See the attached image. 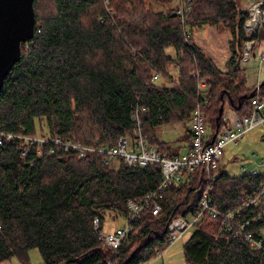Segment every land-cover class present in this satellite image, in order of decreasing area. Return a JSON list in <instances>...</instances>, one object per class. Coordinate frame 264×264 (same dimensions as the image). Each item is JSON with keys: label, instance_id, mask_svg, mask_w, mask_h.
I'll return each instance as SVG.
<instances>
[{"label": "trees", "instance_id": "16d2710c", "mask_svg": "<svg viewBox=\"0 0 264 264\" xmlns=\"http://www.w3.org/2000/svg\"><path fill=\"white\" fill-rule=\"evenodd\" d=\"M173 2L34 0L35 37L21 45V61L0 94V130L48 131L86 145L114 146L133 134L131 113L140 106L150 145L174 157L184 146L163 141L159 131L164 126H189L200 108L214 136L217 126L225 127L226 105L240 119L250 115L257 86L248 87L239 66L247 41L246 11L239 10L237 0H191L183 25L174 17L177 6L167 12L152 6ZM203 26L230 31L226 70L193 42L192 28ZM263 38L264 28L253 41ZM155 73L163 84L154 81ZM202 81L206 89L199 92ZM259 88L264 96V83ZM189 141L188 129L178 142ZM23 149L21 143L0 146V264L13 259L28 264L32 249H38L44 264L150 262L169 247L172 220L200 214L209 187L203 171L185 175L183 183L165 191L162 212L154 216L148 210L134 220L132 232L114 252L99 242L94 220L100 218L104 228L111 214L117 215L114 220L128 219V201H141L156 190L161 168L120 165L113 170L99 159L72 155L22 157ZM218 173L210 196L222 213L235 210L261 182V176L231 177L220 168ZM184 254L190 264H264V252L253 251L209 216L194 228Z\"/></svg>", "mask_w": 264, "mask_h": 264}, {"label": "built area", "instance_id": "2783aa9c", "mask_svg": "<svg viewBox=\"0 0 264 264\" xmlns=\"http://www.w3.org/2000/svg\"><path fill=\"white\" fill-rule=\"evenodd\" d=\"M176 2L177 17L183 25H186L191 14V0H176ZM245 11L247 17L243 30L247 41L243 45V56L239 60V66L244 70L256 57L264 62V52L257 55V43L253 41V37L264 28V0H247ZM153 79L158 81L159 74L155 73ZM259 86L260 84L257 85V94L251 100L252 113L243 119H240L235 113L231 118L225 116L223 118L225 127L222 131L219 130L213 144L214 136L212 131L207 130L205 115L200 108L196 109L188 128L190 141L187 146L183 147L179 156L172 157L161 154L150 145L145 136L142 121V113L145 108L140 106L134 108L131 113L133 134L121 137L114 146L100 143L86 145L75 137L64 138L48 131L28 135L5 133L2 130H0V146L6 143H21L24 147L22 157H27L31 152H34L37 159L45 155H72L89 162L99 159L114 170H117L120 165L132 169H143L149 166L160 167L163 179L156 190L147 194L141 201H128L129 218L125 227L106 233L105 227L102 228L100 218L94 220V228L98 234L99 242L114 252L121 248L127 236L132 232L131 223L134 220L140 218L148 210H151L154 216H158L162 212L161 199L169 187L183 183L185 175L201 170L209 184L201 201V212L197 216L177 217L172 220L168 226L169 246L187 232L194 230L205 216H209L212 219H220L226 232L232 234L234 238L244 240L253 251L262 253L264 252V238L259 226L264 223V174H260L257 169L264 168V161L261 163L255 161L252 171L242 167V176H261V182L258 188L251 195L245 197L243 203L235 210L226 213L220 212L214 207V201L210 196V184L219 176L220 162L226 147L239 145L250 132L261 126L264 127V96L260 95ZM205 89L206 84L200 83L198 91L202 92ZM210 141L211 143H208ZM161 254L158 252L156 258ZM151 262H142L141 264H152Z\"/></svg>", "mask_w": 264, "mask_h": 264}, {"label": "rangeland", "instance_id": "374dc122", "mask_svg": "<svg viewBox=\"0 0 264 264\" xmlns=\"http://www.w3.org/2000/svg\"><path fill=\"white\" fill-rule=\"evenodd\" d=\"M238 6L240 11H245L247 6V0H237ZM153 8L155 10H162L164 12H167L170 8L176 7L177 3L174 2L171 5L168 6H160L156 4H152ZM189 21V19H188ZM206 28H216L220 33L223 35H227L228 41L229 36H231L230 31L227 29V27L220 26V27H214V26H206ZM199 27L192 28V38L193 42L197 44V38L199 36H202V31H198ZM191 31V28L188 29ZM200 32V33H199ZM255 64L249 63L246 67V78L248 86L254 88L257 80H258V72L259 69H255ZM171 73L176 75V73H173V70H171ZM163 78L161 77L158 81H156L158 84H163ZM200 83H203L200 82ZM261 83H264V80L261 81ZM251 88V89H252ZM233 111L230 109L229 105H226L225 112L223 117L231 118L233 116ZM206 119V118H205ZM207 123V121H206ZM189 126L184 124H175L164 126L159 131L160 138L165 141L166 143H170L174 146H183V142H178L181 140L183 136L186 134V130H188ZM207 130L211 131L210 127L207 123ZM183 151V150H182ZM255 156V157H254ZM249 159V160H247ZM261 163L264 161V127L261 126L259 128H256L252 132H250L239 145H229L226 147L223 153V157L220 162V170L225 172L231 177H240L242 176V167H245L249 169V171H252L254 169V162ZM119 169V168H118ZM117 169V170H118ZM114 170V169H113ZM257 171L260 174H264V168L257 169ZM117 216V215H116ZM111 214L110 217L107 218L106 224H105V232H111L115 231L116 229L125 227L127 225V219L124 217L118 216L116 220L114 218L116 217ZM193 234V230L187 232L185 235H183L179 240H177L173 245L169 246L158 258H155L152 260V264H190L184 254V246ZM262 236L264 238V229L262 230ZM9 264H20L17 259H13L9 261ZM28 264H44L43 259L40 255V252L38 249H32L29 252V263Z\"/></svg>", "mask_w": 264, "mask_h": 264}, {"label": "water", "instance_id": "95a60500", "mask_svg": "<svg viewBox=\"0 0 264 264\" xmlns=\"http://www.w3.org/2000/svg\"><path fill=\"white\" fill-rule=\"evenodd\" d=\"M177 17V14H174ZM34 0H0V94L14 67L21 61V45L35 37ZM252 94L250 98H253ZM224 112L220 108L218 122ZM217 126L212 144L218 136Z\"/></svg>", "mask_w": 264, "mask_h": 264}, {"label": "crops", "instance_id": "0c3cea01", "mask_svg": "<svg viewBox=\"0 0 264 264\" xmlns=\"http://www.w3.org/2000/svg\"><path fill=\"white\" fill-rule=\"evenodd\" d=\"M198 31H202V36L197 38V45L214 61L219 68L226 70L227 63L230 58L227 35H223L216 28H206V26L199 27ZM261 52H264V38L257 42L256 54L259 55ZM252 63L255 64V69L260 70L258 72V80L255 85L256 87L258 84H262L261 81L264 80V62L256 57ZM248 87L250 89L252 88L250 86ZM180 139L183 140L184 136ZM183 144V146L188 145V143L185 142H183ZM2 264H9V261Z\"/></svg>", "mask_w": 264, "mask_h": 264}]
</instances>
